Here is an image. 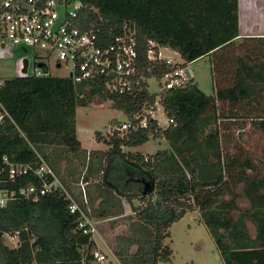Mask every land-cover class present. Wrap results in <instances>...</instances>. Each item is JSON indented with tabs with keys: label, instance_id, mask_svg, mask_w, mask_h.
<instances>
[{
	"label": "trees",
	"instance_id": "obj_1",
	"mask_svg": "<svg viewBox=\"0 0 264 264\" xmlns=\"http://www.w3.org/2000/svg\"><path fill=\"white\" fill-rule=\"evenodd\" d=\"M64 1L81 3L83 27L101 24L108 41L122 35L125 24L133 27L137 32L140 71L147 78H154L161 91L153 94L150 85L144 83L132 94L112 93L103 80L76 84L70 77L50 75L21 76L7 83L5 80L0 86V157L7 156L34 169L42 157L59 178L46 150L55 146L76 153L81 149L76 134L78 106L99 97L109 100L112 109L132 121L137 113L154 106L159 96L167 118L173 119L176 126L164 129L149 117L148 129H131L123 139L111 135L104 140L109 147L104 153L106 167L102 166V159H97L87 169L90 176L102 172L105 179L97 189L98 195L91 196L89 189L85 193L91 201L101 203L99 211L104 205L98 218L113 214L110 210L116 205L120 210L114 214L124 215V200L137 218L130 236L119 238L113 255L120 264H170L173 252L165 244L171 237L169 230L197 207L224 264H264V173L258 170L252 152L231 155L224 149L217 126L222 118L217 117V103H251L264 93V60L250 59L253 53L260 54L258 49L264 51V38L238 41L239 0ZM150 41L176 51L184 66L212 56L214 95L207 96L194 81L185 87L162 90L161 77L170 67L147 60ZM237 42H241L238 47L243 51L235 55L236 66L231 69L227 60ZM251 42L256 46H249ZM250 118L251 125L264 132V117ZM211 122L215 127L206 135L202 148L194 146L198 133ZM100 134L96 133L97 140ZM151 136L166 140L169 150L147 156L124 151L147 144ZM97 154L102 156V152ZM114 162L129 168L127 181L122 185L108 178L109 165ZM37 181L30 173L21 185ZM142 181L151 183V190L145 195ZM130 182L136 184L135 190ZM136 199L141 203L139 208L134 205ZM243 199L249 202V208L239 207ZM75 202L88 218H94L90 214L92 207L76 199ZM69 205L62 191H56L37 202L17 200L0 209V264L95 261L97 246L93 235L79 229L81 216L71 214ZM249 222L255 228V236L250 234ZM5 236H16L18 246H7ZM135 246L136 251L130 252Z\"/></svg>",
	"mask_w": 264,
	"mask_h": 264
},
{
	"label": "rangeland",
	"instance_id": "obj_2",
	"mask_svg": "<svg viewBox=\"0 0 264 264\" xmlns=\"http://www.w3.org/2000/svg\"><path fill=\"white\" fill-rule=\"evenodd\" d=\"M3 43L6 45L5 48L1 47ZM239 43L241 42H237L232 47V53H230V55L232 54L233 58H230V55L227 54L230 59L227 60V66L229 67L230 65L231 69L236 66V61L234 59L235 55H240V52L243 51L238 47ZM248 45L255 47L256 43L251 42L248 43ZM258 51L260 54L255 52L251 55L252 57L250 59L253 60V62L258 58L264 60L263 49H258ZM165 55L172 57L174 53H165ZM25 59L30 60L27 76H31L33 73L32 53L26 54L18 47L8 42L0 41V81L23 76L21 73L22 62ZM175 60L177 61L178 59L176 58ZM231 60L233 61L232 64H230ZM213 66L214 59L212 56L201 58L191 63L189 66L194 75V83H196L198 88L207 96H213L215 93ZM49 73L52 77H69V71L65 68L57 69L54 61L49 65ZM228 75H230V73ZM149 85L150 91L153 94L160 93L161 89L155 79H150ZM259 94V96H256V101H252L251 103L241 101L235 106L228 103H217L219 106L217 117L222 118L216 121L222 136V145L224 149H227L231 155H240L241 151L246 155L252 152L258 170L263 174L264 132L255 129L251 125L252 118H250L264 117V93ZM157 102L155 117L159 121V125L164 128L168 119L160 101ZM127 121V116L112 109L109 100H104L99 97L94 98L91 102L86 105L78 106L76 109V134L81 143V149L76 153H70L66 148L55 146L46 150L47 155L51 158H49V163L58 170L59 178L66 190L72 197H75L77 201H80V204L93 208L90 214L95 219L93 218L94 220H91L90 218V223L93 224L96 230L92 238L97 246L95 253H98L97 255H105L107 264H119L113 255V250L119 243V238L130 236L131 227L136 223L137 218L133 214L131 206H129L125 200L123 201L124 204L122 203V208L124 213V208L128 210L130 213L129 216H120L119 214L121 213L114 214V212H119L120 210L119 205H116L110 210V213L113 212V214L107 215L108 217L104 218V220L98 218L99 212H104V205L102 210L99 211L98 209L101 203H98L96 200L91 201L89 196L85 195V193L87 194L89 189L91 196L98 195L97 189L100 184H104L105 179L102 177V172H99L98 175L90 176L87 169L89 166H93L96 161L98 162L99 159H102V166L106 167L104 152H102V156L100 157L97 153H100V150H107L108 146L105 144L104 140L107 141L110 139L111 129ZM214 127V123L211 122L204 130L202 129L203 132L198 133V141L194 146L201 145L199 147L201 149L206 135L213 131ZM97 132L102 135L98 140L96 138ZM169 148L170 146L166 140L155 139L151 136L147 144L131 150L124 149V151L139 152L147 156L155 155L160 151H167ZM109 166L108 178L112 180V182L116 181L118 185H122L127 181V172L129 168L119 165L118 162H114V165L110 163ZM203 175L202 173L200 177ZM86 181L88 182L87 185ZM81 183L85 184L84 194L82 187H80ZM129 185L135 190V183L130 182ZM84 195L85 197L87 196L86 200H89V204L85 203ZM140 204L138 199L134 200L135 207L139 208ZM239 207L241 209H246L250 207V204L246 199H243L239 202ZM237 216L238 213H235V217ZM248 227L250 234L255 236V228L250 222L248 223ZM169 231L171 237L166 240L165 244L168 245L173 252L170 264H224L215 240L211 236L197 207L194 212L187 213L182 220L173 224ZM4 243L10 248H16L18 246V239L5 236ZM136 249V246L132 247L130 252H134ZM91 264H100L97 261V256L96 260L91 262Z\"/></svg>",
	"mask_w": 264,
	"mask_h": 264
},
{
	"label": "built area",
	"instance_id": "obj_3",
	"mask_svg": "<svg viewBox=\"0 0 264 264\" xmlns=\"http://www.w3.org/2000/svg\"><path fill=\"white\" fill-rule=\"evenodd\" d=\"M82 8L81 3L76 1L0 0V41L8 42L22 51L26 49V54L32 53L31 76L34 77L50 75L49 65L54 61L57 69L65 68L69 71V77L74 83L103 80L108 91L112 93L132 94L141 89L144 83L149 84L150 78H147L139 68L136 30L125 24L122 35L108 41L101 24L83 27ZM5 46L4 43L1 44L2 48ZM170 52L174 53V56L165 55ZM27 60L30 65V60ZM147 60L170 67V70L161 77L162 90L185 87L194 81L190 64L184 66L183 59L174 50L150 41ZM28 71L27 69V73ZM27 73L22 75L27 76ZM2 82L0 81V86ZM158 98L157 101H160L159 96ZM157 104L158 102L150 109L137 113L132 121L114 127L110 134L123 139L131 129H148V118L157 120L155 117ZM1 120L2 115L0 122ZM171 125L176 126V123L173 119H168L164 129ZM39 159L40 165L34 169L30 165L15 163L7 156L0 157V209L17 200L37 202L50 193L62 191L70 201L71 214L79 213L81 216L79 229L84 234L96 233L95 227L63 186L52 167L44 158ZM30 173L38 180L37 184L22 186V181L27 179ZM80 187L84 194L85 184L81 183ZM84 199L87 203L85 195ZM95 254L100 264H107L105 255Z\"/></svg>",
	"mask_w": 264,
	"mask_h": 264
},
{
	"label": "crops",
	"instance_id": "obj_4",
	"mask_svg": "<svg viewBox=\"0 0 264 264\" xmlns=\"http://www.w3.org/2000/svg\"><path fill=\"white\" fill-rule=\"evenodd\" d=\"M239 30L240 38L238 39V41L243 38H264V0H239ZM108 150L109 147H107V150H100V152L105 153ZM124 209V215L120 216H129L130 213L128 212V210L126 208ZM94 219L91 218V220ZM100 219L104 220V217Z\"/></svg>",
	"mask_w": 264,
	"mask_h": 264
},
{
	"label": "water",
	"instance_id": "obj_5",
	"mask_svg": "<svg viewBox=\"0 0 264 264\" xmlns=\"http://www.w3.org/2000/svg\"><path fill=\"white\" fill-rule=\"evenodd\" d=\"M23 52L26 53L27 50L23 49ZM28 65H29L28 60L27 59L23 60L22 74H26L27 73ZM41 66L42 65H40V67ZM8 81L9 80H6L5 83H7ZM142 184L144 185L143 194L145 195L148 191L151 190V183L150 182H146V181H142Z\"/></svg>",
	"mask_w": 264,
	"mask_h": 264
}]
</instances>
